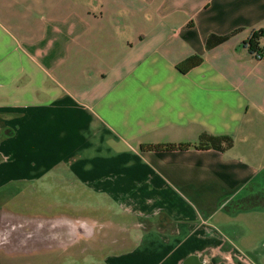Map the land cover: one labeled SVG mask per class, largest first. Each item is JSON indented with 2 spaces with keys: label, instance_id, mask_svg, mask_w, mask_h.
Returning <instances> with one entry per match:
<instances>
[{
  "label": "crops",
  "instance_id": "crops-1",
  "mask_svg": "<svg viewBox=\"0 0 264 264\" xmlns=\"http://www.w3.org/2000/svg\"><path fill=\"white\" fill-rule=\"evenodd\" d=\"M0 20L20 32L0 45V213L49 182L60 264H264V57L241 45L264 0H0ZM165 143L190 146L140 147Z\"/></svg>",
  "mask_w": 264,
  "mask_h": 264
},
{
  "label": "rangeland",
  "instance_id": "rangeland-1",
  "mask_svg": "<svg viewBox=\"0 0 264 264\" xmlns=\"http://www.w3.org/2000/svg\"><path fill=\"white\" fill-rule=\"evenodd\" d=\"M14 29L0 20V45L7 41L16 44L15 39H20V32ZM46 183L41 186L38 182L37 190L36 183L26 185L24 192L8 203L13 213H0V264H60L67 258L72 235L68 229L59 231L52 224L57 220L54 217L69 216L68 208L62 203L54 205L65 198H59L50 183ZM38 236L42 238L40 243L29 244L27 249L11 244L22 238L34 240ZM36 247L38 251H33Z\"/></svg>",
  "mask_w": 264,
  "mask_h": 264
},
{
  "label": "trees",
  "instance_id": "trees-1",
  "mask_svg": "<svg viewBox=\"0 0 264 264\" xmlns=\"http://www.w3.org/2000/svg\"><path fill=\"white\" fill-rule=\"evenodd\" d=\"M264 34L263 30H257V31H253L252 34L250 35V37L243 41L241 43V45L247 47L248 51L250 53H252L253 55L257 54V53H262L264 51V46H260L258 39L260 37H262ZM228 35L226 36H222V37H218V41L219 40H225L227 39ZM209 40V39H208ZM209 42V41H208ZM207 45L209 46V43H207ZM201 61V57L194 55V56H190L188 58H186L185 60H183L182 62L177 64V68L182 71V72H186L188 69L196 66L198 63H200ZM190 144H172V143H165V144H141V149L143 150H172V149H183L186 147H189ZM197 146L203 147V146H207V144L199 142L197 144Z\"/></svg>",
  "mask_w": 264,
  "mask_h": 264
},
{
  "label": "built area",
  "instance_id": "built-area-1",
  "mask_svg": "<svg viewBox=\"0 0 264 264\" xmlns=\"http://www.w3.org/2000/svg\"><path fill=\"white\" fill-rule=\"evenodd\" d=\"M262 37L264 38V34H263ZM254 56H255L257 59H261V58L264 57V51H263L262 53H257V54H255Z\"/></svg>",
  "mask_w": 264,
  "mask_h": 264
}]
</instances>
